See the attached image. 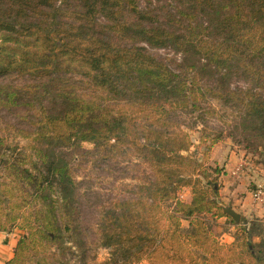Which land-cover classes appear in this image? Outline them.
<instances>
[{"label": "trees", "instance_id": "trees-1", "mask_svg": "<svg viewBox=\"0 0 264 264\" xmlns=\"http://www.w3.org/2000/svg\"><path fill=\"white\" fill-rule=\"evenodd\" d=\"M166 48L181 58L151 51ZM13 73L48 78L39 132L48 146L22 153L0 137V230L22 232L7 264L72 241L78 185L69 156L54 147L82 142L104 159L132 148L147 167L134 197L103 210L109 255L98 264H264L263 219L235 223L228 243L207 218H230L211 173L226 169L205 161L221 134L201 131L197 143L181 128L139 122L152 109L160 118L217 101L239 119L245 147L264 158V0H0V78ZM234 75L248 86L233 87ZM83 83L137 109L115 114L78 94ZM20 92L0 83V105L19 104ZM196 119L207 123L203 113Z\"/></svg>", "mask_w": 264, "mask_h": 264}, {"label": "rangeland", "instance_id": "rangeland-1", "mask_svg": "<svg viewBox=\"0 0 264 264\" xmlns=\"http://www.w3.org/2000/svg\"><path fill=\"white\" fill-rule=\"evenodd\" d=\"M151 51L157 56L166 59L181 58V55H177L170 48L151 49ZM47 79V77L20 75L18 73L0 78V83L8 87L19 88V92L22 91L20 92L22 99L19 104L14 106L0 105V137L4 138L6 144L11 147L18 146V152L30 153L35 151L34 148L48 146L47 143L40 140L39 133L46 115L44 105L41 104V98H43V87L47 83ZM74 80L78 81V79ZM231 82L233 87L245 88L248 86V81L237 75L232 76ZM37 85L40 86L36 87ZM81 86L78 88V94L91 97L100 102H108L107 104H110V108L115 114L121 110L129 111L137 109L132 103L114 101L105 96L104 99L103 95L93 91L87 83H83ZM45 99L44 104H47L49 111L53 112L50 106L53 107L55 103L51 99H47V97ZM202 104L203 108L201 111L189 113L188 111L177 109L170 115L160 118L154 115L155 109H152L148 113H140L139 122L149 124L153 122L155 125L164 126L168 124L166 127L170 131L181 128L192 134L197 143H199L197 137L201 134V131L205 135L210 134V136L221 134L220 140L208 151V156L205 160L206 165L210 168L220 167L222 169L218 171L224 172L223 170L226 168L224 160L222 162V154L225 147L230 146L232 149L236 148L244 152L254 171H257L258 175L264 177V158L254 149L245 147V143L242 141L243 135L238 129L239 119L235 117L234 113L217 101L214 102L207 99L202 100ZM210 105L215 107L216 115L208 113L207 109L211 107ZM169 106L167 104L168 108ZM201 113L204 114L207 120L206 125L197 122L196 116ZM201 148L205 149V144ZM54 149L59 152L62 151L69 156L70 164L77 180L79 207V215L75 216L77 231L72 241L65 244L67 249H59L57 246H54L50 254L48 252L47 254L32 255L26 264H98L103 262L108 257L109 250L100 244V216L103 210L111 206L115 201L135 196L139 181L143 180L144 174L147 171L146 164L129 147L123 148L121 154L108 159H104L101 154L96 152L94 146L89 142L77 143L67 148L55 146ZM8 153L10 152L8 151ZM195 154L198 159L202 158L199 152H195ZM211 173L214 177L218 178V184H221L220 200L223 202V205L232 207L242 215V220L239 223L234 221L229 215L230 218L223 217L214 220L209 215L207 216L208 220L216 228L220 240L230 243L234 241V235L237 232L235 223L243 224L244 218L248 220L253 218L264 220V216H258L254 213L246 215L241 209V201L243 200L241 192L249 191L252 196L253 191L259 185L264 187V183L257 184L253 181L245 183V185H242L237 190L236 196H231L222 191V188L225 186L223 181L224 175L227 172L221 173L218 176L212 171ZM238 180L235 181L234 186L236 187H239L240 181L238 182ZM182 197L186 200L190 199L188 189L182 192ZM252 202L254 206L251 205V207H254L255 210H260L259 207L255 206H260V208L264 206V202L255 201L253 196ZM252 211L255 212L254 210ZM184 224L187 227L188 223L186 221ZM136 264H148V262L143 261Z\"/></svg>", "mask_w": 264, "mask_h": 264}, {"label": "crops", "instance_id": "crops-1", "mask_svg": "<svg viewBox=\"0 0 264 264\" xmlns=\"http://www.w3.org/2000/svg\"><path fill=\"white\" fill-rule=\"evenodd\" d=\"M245 156L244 152L241 150H237L236 148L232 149V147H225L224 153L222 154V162L224 160L225 168L227 174L224 175V184L225 186L222 188V191H225L226 193L230 194L231 196H236L237 190L242 186L245 185V183H250L253 181L257 184H263L264 183V177L258 175L253 169V166H247L245 169L240 173L239 177H235L231 175V171L236 166L237 162ZM219 159V158H217ZM220 160V159H219ZM221 161V160H220ZM261 170V169H260ZM239 179V180H238ZM239 182V187L234 186L235 181ZM234 186V187H233ZM242 194V212L244 214H251L254 213L258 216H264V206L260 208V210H255L254 207H251V205L254 206L252 202V196L251 192L245 191L241 192ZM254 208V209H253ZM254 210L255 212H253ZM22 235V232L18 230H14L13 232H7L0 230V264H7V261L11 259L14 255V249L16 246V243L19 239V237Z\"/></svg>", "mask_w": 264, "mask_h": 264}, {"label": "built area", "instance_id": "built-area-1", "mask_svg": "<svg viewBox=\"0 0 264 264\" xmlns=\"http://www.w3.org/2000/svg\"><path fill=\"white\" fill-rule=\"evenodd\" d=\"M248 165H250V162L248 160V158L246 156H244L243 158H241L236 166L234 167V169L231 171V175L235 176V177H239L240 173L245 169V167H247ZM252 196L254 198L255 201L257 202H264V187L260 186L258 188H256L253 193Z\"/></svg>", "mask_w": 264, "mask_h": 264}, {"label": "water", "instance_id": "water-1", "mask_svg": "<svg viewBox=\"0 0 264 264\" xmlns=\"http://www.w3.org/2000/svg\"><path fill=\"white\" fill-rule=\"evenodd\" d=\"M223 209H224V212L227 214V215H229L234 221H236V222H241V220H242V215L239 213V212H237V211H235L232 207H230V206H224L223 207Z\"/></svg>", "mask_w": 264, "mask_h": 264}]
</instances>
